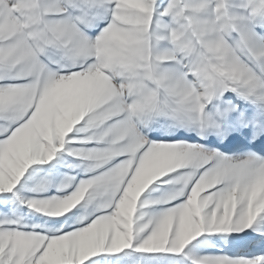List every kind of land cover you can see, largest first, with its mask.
Listing matches in <instances>:
<instances>
[{"label": "snow or ice", "instance_id": "1", "mask_svg": "<svg viewBox=\"0 0 264 264\" xmlns=\"http://www.w3.org/2000/svg\"><path fill=\"white\" fill-rule=\"evenodd\" d=\"M0 264H264V0H0Z\"/></svg>", "mask_w": 264, "mask_h": 264}]
</instances>
